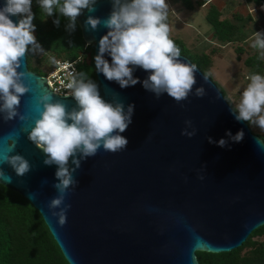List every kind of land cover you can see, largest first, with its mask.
<instances>
[{
    "label": "water",
    "instance_id": "water-1",
    "mask_svg": "<svg viewBox=\"0 0 264 264\" xmlns=\"http://www.w3.org/2000/svg\"><path fill=\"white\" fill-rule=\"evenodd\" d=\"M5 4L0 0V8ZM112 7L113 0H97L94 12L85 9L77 17L84 40L94 43V62L99 41L109 29L101 25L92 31L85 20L89 15L106 19ZM10 18L20 21L19 15ZM104 58L112 62L108 53ZM180 59L195 64L186 55ZM196 66V87L203 85L207 95H190L183 106L166 93L157 100L147 91L142 82L150 73L142 68L133 71L140 83L121 88L95 67L105 101L121 100L125 109L135 106L132 123L120 133L129 143L117 153L101 147L95 157L82 161L74 173L79 184L66 200L72 205L67 223L60 226L48 208L58 194L52 187L57 166L43 164V151L24 129L34 127L40 115L36 97L44 91L69 110L76 101L56 94L44 76L31 71L26 52L18 71L26 73L24 82L32 90L21 97L19 110L29 119L5 122L0 114V160L12 134L17 144L11 154L23 155L32 169L20 177L10 165L0 163L6 173L0 184L39 210L69 264H200L197 251L230 252L264 225V139L248 122L234 118L219 85ZM188 119L197 129L191 138L181 134ZM241 129V142L227 137L229 130L235 135ZM208 137L217 142L225 138L229 146L210 143Z\"/></svg>",
    "mask_w": 264,
    "mask_h": 264
},
{
    "label": "clouds",
    "instance_id": "clouds-1",
    "mask_svg": "<svg viewBox=\"0 0 264 264\" xmlns=\"http://www.w3.org/2000/svg\"><path fill=\"white\" fill-rule=\"evenodd\" d=\"M48 16L59 12L69 21L67 28L74 31L77 17L83 10L95 11L97 0H38ZM32 0H6L0 8V114L5 122L19 117L21 121L29 119L20 112L21 97L30 92L31 86L24 82L26 73L18 71L29 45L36 51L35 25L31 11ZM169 5L167 0H113L111 14L106 19L89 15L85 26L95 31L101 25L109 29L99 41V54L95 56L96 70L107 80L117 82L121 88L140 83L133 76L134 68H142L150 75L142 82L143 87L159 100L165 93L177 104L188 100L190 95L203 98L207 90L203 85L196 87L197 66L180 59L181 50L170 38V26L166 22ZM21 15L16 24L10 18ZM59 23V21H55ZM251 47L259 50L264 59V33L256 32ZM42 50V49H41ZM108 53L112 62L105 59ZM52 63H57L54 58ZM131 65V67H130ZM208 77L205 76V81ZM250 82L243 90L240 100L231 111L238 122H248L264 130V75L252 74ZM68 96L76 101V106L54 100L52 92L44 91L36 97L39 117L34 127L28 131V139L41 149L45 155L43 164L56 165V182L52 187L57 195L48 208L54 217H58L60 226L67 223L71 203L67 197L79 184L74 173L81 168L82 161L95 157L101 147L106 152L117 153L125 150L128 139L120 133L126 131L132 123L134 104L125 109L121 100L107 102L100 95L96 82L79 73L66 85ZM193 89L194 92H193ZM71 121V123H69ZM181 134L189 138L197 133L191 119L185 120ZM191 129V130H189ZM18 136V133L15 134ZM243 129L235 135L229 130L227 137L239 143L244 139ZM210 143L228 147V140L218 142L208 137ZM17 139L10 134L8 148L0 163L12 167L17 176L23 177L32 169L29 160L23 155L11 154L15 151ZM6 173L0 168V178ZM201 180L204 176L199 177ZM47 183V181H45Z\"/></svg>",
    "mask_w": 264,
    "mask_h": 264
},
{
    "label": "trees",
    "instance_id": "trees-1",
    "mask_svg": "<svg viewBox=\"0 0 264 264\" xmlns=\"http://www.w3.org/2000/svg\"><path fill=\"white\" fill-rule=\"evenodd\" d=\"M180 1L192 9V0ZM235 2L236 6L232 11H227L230 8L228 1L224 6H219L216 2L208 3L206 19L213 29V42L207 51L193 52L178 34L170 32V38L180 48L181 54L188 56L207 75L225 46L232 47L237 59L243 60L247 67L260 71L264 69V59L260 58L259 50L251 47L242 29L244 27L252 34L253 32L247 29L248 24L253 22L256 27L259 14L264 20V0ZM255 10L259 11L257 16L253 13ZM31 11L35 25L33 34L40 42L42 50L33 51L32 45H29L27 51L29 69L38 70L42 74L40 69L30 66L33 54L39 59V64L46 65L51 64L52 58L82 57L79 73H85L87 78L96 82L94 43H87L84 40L78 23L74 31L68 30V19L59 12L48 16L38 0H32ZM19 16L21 19L22 16ZM57 20L58 24L55 23ZM248 77L246 76L247 79ZM219 87L230 104L235 106L230 96L220 85ZM254 126L250 125L256 133ZM261 132L262 134L260 132L258 134L264 139V130ZM197 256L200 264H264V225L255 229L237 249L221 253L197 251ZM0 264H69L39 210L24 196L2 184H0Z\"/></svg>",
    "mask_w": 264,
    "mask_h": 264
},
{
    "label": "rangeland",
    "instance_id": "rangeland-1",
    "mask_svg": "<svg viewBox=\"0 0 264 264\" xmlns=\"http://www.w3.org/2000/svg\"><path fill=\"white\" fill-rule=\"evenodd\" d=\"M167 1L169 11L166 22L170 26V32L178 34L193 52L207 51L213 42V29L206 19L209 10L208 3H224L222 5L224 6L226 3L225 0H192V9L187 8L184 4H181L180 0ZM227 1L231 3V7L227 9V11H232V9L236 6V2L235 0ZM253 13L257 16L259 11L255 10ZM256 20L258 21V25L256 27L253 22L248 24L249 26L247 27L248 30L253 32L252 34H249L244 27L242 28L244 30L245 37H247V40L249 39L248 42L250 43H252L256 32L264 33V20L262 19L261 14H259ZM30 64L31 67L40 69L42 76L46 74L42 68L43 64H39V59H36L34 54L30 59ZM208 74L222 87L234 103H237L242 96L243 90L250 82L246 76H250L252 74L264 75V69L260 71L256 68L247 67L243 63V60L237 59L236 53L232 47L225 46L220 55L215 59L214 66L208 70ZM254 130L257 134L258 132L262 134L261 131H263L257 126H254Z\"/></svg>",
    "mask_w": 264,
    "mask_h": 264
},
{
    "label": "built area",
    "instance_id": "built-area-1",
    "mask_svg": "<svg viewBox=\"0 0 264 264\" xmlns=\"http://www.w3.org/2000/svg\"><path fill=\"white\" fill-rule=\"evenodd\" d=\"M36 44L38 45L36 51H40V42L38 40H36ZM55 61L57 63L51 62L50 65H42L46 73L44 77L53 92L60 95H68L69 89H67L66 85L71 82L73 77H78L79 64L82 62V57L77 59L57 58Z\"/></svg>",
    "mask_w": 264,
    "mask_h": 264
},
{
    "label": "flooded vegetation",
    "instance_id": "flooded-vegetation-1",
    "mask_svg": "<svg viewBox=\"0 0 264 264\" xmlns=\"http://www.w3.org/2000/svg\"><path fill=\"white\" fill-rule=\"evenodd\" d=\"M30 70L33 71V72H35V73H37V74H39V75H41V73L38 72V70H32V69H30Z\"/></svg>",
    "mask_w": 264,
    "mask_h": 264
},
{
    "label": "crops",
    "instance_id": "crops-1",
    "mask_svg": "<svg viewBox=\"0 0 264 264\" xmlns=\"http://www.w3.org/2000/svg\"><path fill=\"white\" fill-rule=\"evenodd\" d=\"M225 2L227 3V0H225ZM224 3H220L219 6H222ZM230 7H231V3H229Z\"/></svg>",
    "mask_w": 264,
    "mask_h": 264
}]
</instances>
